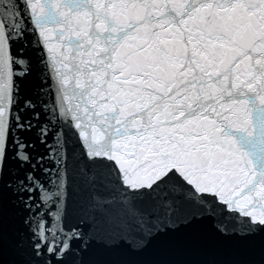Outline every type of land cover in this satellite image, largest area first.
Wrapping results in <instances>:
<instances>
[{
	"label": "snow or ice",
	"instance_id": "6c2138e0",
	"mask_svg": "<svg viewBox=\"0 0 264 264\" xmlns=\"http://www.w3.org/2000/svg\"><path fill=\"white\" fill-rule=\"evenodd\" d=\"M0 264H264V0H0Z\"/></svg>",
	"mask_w": 264,
	"mask_h": 264
}]
</instances>
